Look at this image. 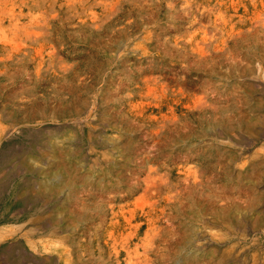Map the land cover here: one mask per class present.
<instances>
[{
    "label": "rangeland",
    "instance_id": "obj_1",
    "mask_svg": "<svg viewBox=\"0 0 264 264\" xmlns=\"http://www.w3.org/2000/svg\"><path fill=\"white\" fill-rule=\"evenodd\" d=\"M0 264H264V0H0Z\"/></svg>",
    "mask_w": 264,
    "mask_h": 264
},
{
    "label": "bare ground",
    "instance_id": "obj_2",
    "mask_svg": "<svg viewBox=\"0 0 264 264\" xmlns=\"http://www.w3.org/2000/svg\"><path fill=\"white\" fill-rule=\"evenodd\" d=\"M151 237H152V236H151ZM151 237H150V238H151Z\"/></svg>",
    "mask_w": 264,
    "mask_h": 264
}]
</instances>
